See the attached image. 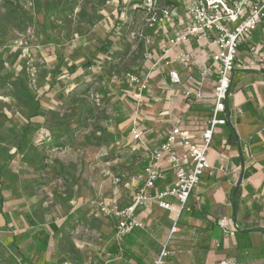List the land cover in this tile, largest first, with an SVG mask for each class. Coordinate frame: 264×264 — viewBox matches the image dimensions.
I'll use <instances>...</instances> for the list:
<instances>
[{
    "label": "rangeland",
    "instance_id": "rangeland-1",
    "mask_svg": "<svg viewBox=\"0 0 264 264\" xmlns=\"http://www.w3.org/2000/svg\"><path fill=\"white\" fill-rule=\"evenodd\" d=\"M133 1L0 0V186L14 192L4 201L1 226L12 223L16 228L15 210L28 209L40 223L74 227L77 239L101 238L93 211L112 203L120 183L133 188L132 170L138 166L131 159L143 146L132 139L130 119L135 111L143 119L148 110L119 93L117 88L124 86L116 74L127 84L122 69L109 70L112 58L101 56L97 67L61 79L65 98L47 92L59 55L81 64L83 55L94 52L107 35L115 47H130L127 54L121 51V58L138 72L146 55L141 44L147 45L151 34L142 30V12ZM121 12L124 25L119 27ZM196 53L208 56V51ZM72 90L75 95H69ZM119 114L128 119L117 124ZM27 125L30 131L20 147ZM127 128L129 134L124 133ZM80 201L88 210L69 214L67 207ZM6 243L9 237L0 235V264H20Z\"/></svg>",
    "mask_w": 264,
    "mask_h": 264
},
{
    "label": "crops",
    "instance_id": "crops-1",
    "mask_svg": "<svg viewBox=\"0 0 264 264\" xmlns=\"http://www.w3.org/2000/svg\"><path fill=\"white\" fill-rule=\"evenodd\" d=\"M190 46L195 53L199 50L196 39L192 40ZM243 46L242 44L239 47L238 66L233 75V92L227 102L230 118L226 125L216 128L211 145L212 150L210 149L209 152L214 168L208 170L201 178L199 187L189 199V205L201 215L190 214L189 210L181 213L178 228L173 232L170 240V247L175 254L167 259V264H218L221 259L227 257L237 259L238 264H264V204L257 217L250 206L251 201L247 203V208L241 203L234 207L230 202L235 188H240L243 195H246L247 188L252 186L255 192L253 199L264 194V70L251 64L254 60H264V52L255 54L245 46L241 48ZM145 48L147 53V47ZM150 48L158 47L155 43ZM157 78H154L152 82L154 91L146 97L147 114L143 119L141 117L142 122L152 120L148 123L144 122L145 125L149 124L145 126L149 133L146 142L148 146L152 142L159 144L163 140L168 125L167 119L171 117L175 120L180 119L182 122L188 121L192 111L196 110V107H189L182 99L180 88L168 90V85L164 83L168 81V76L165 81H158ZM249 100L254 103L257 115L250 108L244 109ZM133 118L131 116L130 120ZM188 122L193 130L197 128L192 122ZM229 128L235 130L233 142L229 139ZM236 139L239 141L235 142ZM147 150V147H143V151L135 153V157L131 159L137 161L138 166L132 170L133 182H135L133 188L128 190L125 183H120L113 190L111 204L117 203L125 207L131 203L132 195L143 184L139 175L150 158V152ZM168 159L169 155H165L163 165L166 167L169 166ZM250 164H254L257 171L247 178ZM174 179L173 171L168 169L166 178L158 183L159 189H168L174 184ZM117 180L119 183L120 178ZM5 195L6 198L11 195L7 189ZM86 200H91V196ZM166 200L174 205L179 203L178 199L172 196L166 197ZM80 202L81 204L71 203L67 207L68 213L79 208L87 211L88 204L86 205L85 201ZM22 211L15 210L14 214L17 213L22 217ZM28 211L32 214V211ZM92 215L99 220L101 238L77 239L75 228L67 223L55 221L58 230L53 232L50 228L51 223L46 225L39 222L51 232L52 236L46 249H41L38 242H33L31 238L23 239L18 244L22 255L26 257L25 264H154L161 246L172 233L171 227L176 218L175 213L153 202L150 209L140 211L144 226L139 228L145 232L146 236L138 234L140 232L137 230L134 234L127 236L133 238L127 241L125 236L122 242L116 237V218L102 216L97 211H93ZM222 216L238 221L241 228L238 230V238H226L222 229L214 223ZM12 226V223L0 225V235L9 237V243L4 245L21 264L20 250L18 251L12 242L14 234L22 232L25 228L19 229L17 226L15 230H12ZM245 231L249 233V247L245 245L246 237L243 236ZM127 249L140 259L136 261L134 257L124 256Z\"/></svg>",
    "mask_w": 264,
    "mask_h": 264
},
{
    "label": "built area",
    "instance_id": "built-area-1",
    "mask_svg": "<svg viewBox=\"0 0 264 264\" xmlns=\"http://www.w3.org/2000/svg\"><path fill=\"white\" fill-rule=\"evenodd\" d=\"M140 1L142 30L151 34L145 45L144 62L149 71L145 75L135 71L125 74L128 95L136 106L146 107L154 78L165 81L168 76V81L164 82L168 90L180 88V95L189 107L209 110L212 117L205 126H197L195 130L188 121L170 117L163 140L147 146L149 133L135 111L130 131L132 139L150 152L148 164L139 175L143 184L132 195L128 206L101 203L97 209L102 216L118 219V239L144 226L140 211L150 209L153 202L175 213L172 233L154 260V264H167V259L175 254L170 240L178 228L179 216L190 210V196L206 172L214 168L209 152L216 128L226 125L230 118L227 102L233 92L239 47L246 44L255 54L261 50L253 39L255 30L264 22V0ZM193 39L198 41L197 49L208 51L206 59L188 48ZM155 43L158 48H150ZM251 64L264 70L263 59ZM165 155H169L168 167L163 165ZM168 169L173 171L175 182L168 189L160 190L158 183L166 178ZM169 196L176 197L178 205L168 202L166 197ZM217 224L226 238L235 237L241 229L238 221L228 216L220 217ZM218 264H238V261L227 257Z\"/></svg>",
    "mask_w": 264,
    "mask_h": 264
},
{
    "label": "trees",
    "instance_id": "trees-1",
    "mask_svg": "<svg viewBox=\"0 0 264 264\" xmlns=\"http://www.w3.org/2000/svg\"><path fill=\"white\" fill-rule=\"evenodd\" d=\"M133 2H134L133 5L134 4L137 5L138 6L137 8L139 9V11H141L142 10L141 6H140L141 1L140 0H134ZM121 17H122V12L120 13V19L117 22V26H119V27L124 25V23L122 24L121 19L123 20V18H121ZM113 29H111V30H113ZM121 30H123V29L121 28ZM263 33H264V23L261 24L255 30L254 39H253V42L255 44H258L261 47V50H260L261 53L264 52V36H263ZM243 45L247 48L246 44H243ZM244 46L241 48H244ZM143 48H144V43L142 42L141 49H143ZM129 49H130V47L126 48V49L115 47L113 39L111 38L110 35H107L104 38L99 40L94 52H87L83 55L84 59H83V62L81 64L69 61L68 59H66V57L64 55L58 56V53L56 52L57 56H58L57 65H56L57 70L55 72L54 77L48 83L49 89L47 92L48 93H51V92L54 93L55 92L58 98H60V99L65 98V95H66L65 88L59 89L60 88V86H59L60 82H62L61 79H64L67 76H72V75L78 73L80 70L84 69L85 71H89L91 68L97 67L99 65L98 62L100 61L101 56H107L109 59L112 58V61H111L110 66H109V70L113 69L115 71L118 69V71L117 72L115 71V72L121 73L123 71V74H126L127 72L135 71L137 67H134V66L132 67L130 64H127V62L125 61L124 58H121V53H122L121 51H123L124 54H127L129 52ZM117 57H119V58H117ZM121 69H122V71H120ZM148 70L149 69H147V67H145L143 64L141 66V68L138 69V73L141 75H145L148 72ZM116 75H117L118 83L121 86H124V89L123 88H117L119 93L122 95H125L127 97V100H129V102L134 103L135 100H133V98L130 97L128 95V93L126 92V89H129V84H126L125 80H123L122 78H119V74H116ZM76 78H78V76ZM92 84H89V87L87 90L90 89ZM73 90L69 92V95L70 94H73V95L76 94V91H73ZM121 107H123V106L121 105ZM245 108L252 109V111L255 115L258 114L256 112V108L254 106V103L251 100H249L248 103L244 106V109ZM191 115L192 116L188 118V121L192 122L195 126H205L207 124V121L212 117L211 112L209 110H206L203 108H200L199 110H196V111H192ZM127 119H128V117L126 114L125 115L119 114V115H117L116 122H117V124L118 123L120 124V123L125 122ZM130 128H127L124 131V133L129 134ZM228 130L230 131V138L229 139L233 142L234 141L233 139L235 137L234 136L235 130L234 129L232 130V128H229ZM28 131H30V127L27 125L23 129V133L21 135L22 136L21 141L23 139H25ZM102 140L98 141L97 145H101ZM21 141L19 144L20 147H22L23 144H25L23 141L22 142ZM238 141H239L238 139L235 140V142H238ZM252 142H254V140H252ZM28 145H30V144H28ZM145 168H143V170L140 172L143 173ZM255 171H257V168L254 166V164H250V167L248 169V173L246 174L247 178L250 177V175L252 173H254ZM4 187L5 186H2V189L0 190V214L1 215H3V213H4V206H5L4 201L6 199V195H5L6 189L8 190V192L10 194H14V192L10 191L9 186H6L5 188ZM254 193L255 192H254L252 186L247 188V194L246 195H243V192L240 188H235L233 194L231 195L230 202L232 203V205L234 207H237L241 203L242 205L245 206V208H247L246 207L247 203L251 201L250 206H252L253 211L256 212L257 217H258L259 213L263 209L264 194H262L260 196H256L253 199ZM189 207H190V210L188 213L193 214V215H201L200 212L198 213V212L194 211L195 209L193 206L189 205ZM13 216H14V218H16V222L18 223V228L19 229L25 228V230H23L22 232H19L17 234H14V236H13V242L12 243H14V246L17 247L18 251L20 250L18 248V244L21 243L23 239H28V238H31L33 240V242H38L37 244L41 249L47 248L48 242L50 241L52 234L44 226H42L39 223V221H37L36 218H34L33 215L28 210L23 212V214L21 215L22 217H20V215L17 213H15ZM114 218H116V217H114ZM115 220H116V224H118V219L116 218ZM214 223L217 225L218 219ZM178 224H179V222H178ZM50 228L52 229L53 232L58 230L57 223L52 222L50 224ZM15 229L16 228H14L12 226V230H15ZM140 229L141 228L137 227L134 230H132L131 233L126 235V240L128 241V240H130V238H133V237H127V236H129L130 234H134L135 232H137V230H138V232H140L138 234H141L143 237H145L146 236L145 232L142 231V229L141 230ZM243 236H244V238L246 237V244L245 245H247V247H249V245H248V243L250 242L249 233L247 231H245V233H243ZM235 237L236 238L239 237L238 231L236 232ZM123 238L125 239V236L121 237L120 240H122V242H123ZM126 240H124V241L127 242ZM19 252L21 253V256H22L21 264H25V262L27 261L26 257L24 256V254L22 255L21 250ZM125 255L129 256V258L134 257L136 259V261H138V259H140L139 256H136L131 250H128V249L124 252V256ZM140 257L142 258L143 256H140Z\"/></svg>",
    "mask_w": 264,
    "mask_h": 264
}]
</instances>
